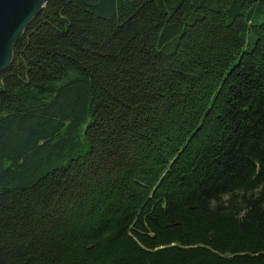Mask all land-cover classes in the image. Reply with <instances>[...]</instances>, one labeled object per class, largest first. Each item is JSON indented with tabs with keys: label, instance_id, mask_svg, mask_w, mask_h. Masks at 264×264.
<instances>
[{
	"label": "trees",
	"instance_id": "trees-1",
	"mask_svg": "<svg viewBox=\"0 0 264 264\" xmlns=\"http://www.w3.org/2000/svg\"><path fill=\"white\" fill-rule=\"evenodd\" d=\"M0 264H264V0H50L0 73Z\"/></svg>",
	"mask_w": 264,
	"mask_h": 264
},
{
	"label": "water",
	"instance_id": "water-1",
	"mask_svg": "<svg viewBox=\"0 0 264 264\" xmlns=\"http://www.w3.org/2000/svg\"><path fill=\"white\" fill-rule=\"evenodd\" d=\"M50 0H0V73L13 64L15 47Z\"/></svg>",
	"mask_w": 264,
	"mask_h": 264
}]
</instances>
